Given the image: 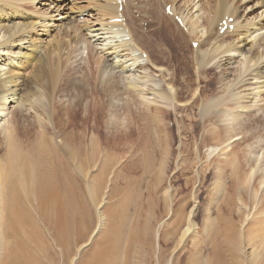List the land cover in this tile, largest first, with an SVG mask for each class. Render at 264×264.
<instances>
[{
	"label": "bare ground",
	"instance_id": "bare-ground-1",
	"mask_svg": "<svg viewBox=\"0 0 264 264\" xmlns=\"http://www.w3.org/2000/svg\"><path fill=\"white\" fill-rule=\"evenodd\" d=\"M19 1L20 0H0V22L4 21L7 17L10 20L11 17H14V15L18 14V16H20L19 15L20 7L22 3H19ZM25 1H27V3L24 4H27L28 6L29 4L34 5L37 3L36 2L37 0H33V1L25 0ZM95 1H93V3H95ZM136 1L138 0H133L131 4L132 7L136 8L137 14L145 12L146 17L151 19L150 26H148L151 27V30L147 31L145 35L146 39L150 37L149 33L152 32L153 29H155L156 27L161 28V27H165L167 24H171L174 25V30L177 31L178 37L185 44H187L188 41L190 42L191 39L190 35H192L193 37V40H191V44L198 43V47H196L195 49L193 48L192 55H188V54L186 55L184 52L181 53L179 51L181 50V48L178 50V48L173 43L172 45L167 44L166 42L170 39L167 37H162L163 34L159 32L160 38L158 39V44H157L158 47H163L164 45H166L171 49V51L173 52V56L176 59L177 57L179 58V56L187 59L186 67L182 68L181 70L182 78L179 80L181 83L180 86L182 88L179 93L171 86V83L166 82V80L165 81L163 80L164 78H166L164 74V70L161 69V67L163 66H160L158 63L156 64L153 63L152 61L154 59L151 58L152 56L150 55L151 60L153 59L151 61L150 58H148L149 56L146 55L148 52L147 53L145 52L146 55L145 57H147L148 59L147 62L145 61L147 59H145L143 53L147 48V46L146 48L144 47V50L142 49V46L145 45V44L142 45V41L145 39L144 36L142 37L137 33L138 31L137 26L129 28L127 27V24L124 25V22L106 23L107 25L105 24L103 25L104 23L103 21L102 24L99 23L102 19H106V21H109L119 18L120 12L118 11V5L116 6L110 5L109 3H105L104 5L100 4V6H98L99 4L96 5L97 8L98 7L99 8L96 9L98 13L96 11L95 12L99 14V16L102 19L100 20L99 18L100 21L96 20L95 23L93 24L97 25L96 22H98L99 25L100 24L101 25L100 26L98 25L99 27L96 28L93 26L92 28L88 25L86 26L84 25L83 26L84 31L82 30L83 33L82 32L80 33L79 31H75L77 32L76 36H74L75 34L74 35L72 34V37L73 36L75 37V39L73 37L74 40L73 44L75 45V51L72 50L71 52L69 51L68 53H65L66 52L65 50L66 48L67 49L70 48L72 41H67V40L65 41L63 38L64 36L63 37L61 36L63 39L57 41L56 45L54 44L53 46L52 44V46H49L47 49L44 48L46 50L44 55L45 58H43L41 55H40L41 57L37 56L36 53L38 52L39 47H36V45L38 43L35 45L34 43L35 41L33 42V44L31 42V38H32L30 36L31 31H33L32 33H34L33 29L35 28L36 23L33 24L29 22L30 24H26L25 22V24L21 25L20 24L21 22H19L18 25L14 23L15 25L13 27H8V28L6 26H5L6 28H3L4 25L3 26L1 25L0 28V264H55L57 261L55 260L56 259L55 257H58L56 255L60 256V258L63 261V264H67L69 262L72 254V249L74 247L73 244L79 245L85 242L88 234L91 232L93 228L91 221V209L95 204H97V201L101 202L98 199L102 197L100 195L103 194V191L101 193V189H103L102 186H105L103 185L105 183H101V182L102 181L104 182V180H102V174L107 172L106 170L107 168H105L106 167L105 165H107V163L103 166L102 168L103 170L101 169L102 170L101 174L98 175V177H96L97 179L93 180V186L92 187H90L91 185L89 186L92 189L88 190L86 187L87 185L84 186V181H86L87 178L86 170L89 168V166L91 167V164L93 162L96 161V158L102 153V150L106 151L105 149H103L102 146L98 147V145H102L103 143H105L107 147L110 146L112 148V151H114L115 154H119L118 156L120 158L131 156L132 154L135 153L148 155L150 153L152 154V152L159 153V151H161L162 156H166L167 154L170 153L169 152L170 148L168 147V137L167 134H165L166 132L164 133V131L167 128L169 129L171 127L166 126V128L164 129V120H163L164 116L166 115L168 116L169 113L160 110L157 107H154V110H152L150 107V103L142 111L141 110L135 111L133 110L131 105L128 104L124 105L126 106V110H128L133 116L131 119L133 122L131 123L129 121L130 124L123 125L124 130L121 131L117 130L119 129L120 124L109 126L111 124L110 123L106 128L108 134L105 133V130L103 132L105 136V141H103L102 129L105 128V126L102 123L104 122L105 112L102 108L103 105H101L98 98L101 96V94H103L104 97L107 98L108 100L109 98L111 99L115 97L118 90L120 89V84L122 83L120 81L115 80L116 79L115 76L117 74H119V76L123 80V84L127 88L126 90L128 92L142 91V94L144 95V94H148L149 91H152L153 93L151 95L155 98V100L152 101L155 104L162 103L166 106L169 105L173 108L174 106L172 105L178 104V100L180 101L185 100L188 99V97L190 96H192L191 99H193L191 104H193L195 101H197L198 102L197 104H199L200 103L199 101H202V104L201 103L199 104L200 105L199 117L201 123H203L204 121L207 124V123H213V121L215 120H222L225 123H227L226 124L227 126L226 128L223 127L224 130H222L221 128V132L227 130V132H231V133L234 132V134L235 132L238 133L237 130L238 128L236 129L232 125L239 124V120H242L243 122L245 121L244 124H246V121L248 119L247 117L250 116L257 118L256 112H254L256 115H252L253 114L252 107L254 106L252 103L254 104L258 103L259 101L258 99H260L261 97L263 98L262 101L264 103V1L263 0H207L206 2H204L206 5H208L207 7L209 13L206 19L203 18L204 14L203 15L197 14L199 12L202 13V8H203L202 6L204 5L201 2L203 1L198 0V2H196V0H189L188 2V0H186L188 3H191V5L190 4L189 5L192 6V9L193 8L195 10L197 9L196 11L197 15L195 16L197 18L196 20L191 18V16L190 18L189 16L187 17V15L184 16L185 13L182 14L179 13L182 11L178 12V8H176L177 6L176 7L174 6V2L171 3L172 16H169L160 13L161 12L160 1H157L158 4L157 6H155L154 3H151V1L149 0L148 4H150V6L144 10L140 8L138 3L135 4ZM18 4L20 5V7L18 6ZM91 5L93 4L91 3ZM168 5H169L168 3L165 4L163 9L165 10V8ZM240 5H242L241 8L245 6L243 10L240 9ZM23 6L25 7V5ZM30 6L27 8H30ZM125 8L126 11L128 12L129 9L128 0L125 1ZM21 10L23 11V9ZM82 11L83 10H81V12ZM255 11H257V14L253 15ZM24 12L26 13L25 10ZM125 12H122V17L124 21H126ZM55 14L58 13L55 12ZM160 14H162L163 16L162 15L160 16ZM140 15L138 17H140ZM211 15L212 17L210 18ZM39 16L40 15L36 17ZM177 16L181 18L182 21L184 20V24L186 25V27H188L189 30V36L184 32V30L182 31L181 27L177 25L178 23L175 22L174 18ZM40 17H42V15ZM47 17L48 16L44 18L47 19ZM50 17H52L51 18L52 21L53 15ZM231 18L234 19L232 23V25L234 26L233 32L228 30L224 35H220L218 31V27L220 26V24H222V22H224V20L229 21V19ZM74 20L75 19H73V23L75 22ZM87 24H89V21ZM44 26L46 25L44 24ZM37 28H35V30H37ZM214 28H215V32L213 30ZM68 34L69 33H67V35ZM86 34L87 36H89V38H85ZM55 37L58 38V36ZM194 37L195 38L197 37L198 39L196 38L197 40H195ZM234 37L237 38L234 39ZM53 40L55 39L53 38L52 41ZM27 44L28 47L25 48ZM77 46L80 47L76 49ZM95 46H97L99 50H101L102 54L107 55L109 57L111 56L112 59L108 58L110 60H107L106 59L107 57H105L104 55L103 56L105 58L102 56L104 59H106V61H109L108 65L102 61V58L100 57L101 55H99L98 58L96 55H94L95 54L94 51L96 49L94 48ZM23 49L29 50V52L21 55V51ZM85 51L88 52L86 58H84L83 56L84 55L83 52ZM78 58H79V65H77V61H76ZM34 63L35 66L34 65L33 66L35 68L34 71L32 72V76L27 80L26 83H24V84H28L29 82L30 83L32 82V87L30 88L31 91H29L27 95L25 94L26 95L25 98L24 96L23 97L18 96V98H16V96L19 93L17 91L18 82L20 83L22 82L18 80L20 78V77L18 78V76H20L19 75L20 73L18 74L17 72L18 74L17 77L13 76L15 70L13 71L11 68L14 69L16 68V66H20V68H24L26 64L27 67H29L28 64L32 66V64ZM80 64H82L83 66L85 65V68H83V66H80ZM148 64L149 65L152 64L155 71L159 72V74L156 75V72L152 71L151 68L149 69ZM118 66L120 67L118 68ZM210 66H215L218 69L217 89L214 94L213 93L211 94L212 96L210 95V97H205L202 96L203 92L199 88L201 87V83L205 78L204 77L205 74L208 73L206 71L208 69L214 70V68ZM108 67L109 68L111 67L110 70ZM193 68L196 69L195 75L197 77V81L194 80V74L192 71ZM199 70H201V75H199ZM24 72L26 73V70H24ZM78 74L79 76H77ZM114 74L116 75L114 76ZM141 75H143L144 77H141ZM105 76L106 78L104 79ZM78 78L80 79V82L76 81V79ZM84 81H88L89 83H92L93 86L88 89V92L86 94L89 100H88V104L84 106V115H83L84 125L83 126L81 125L83 127V130L79 133H76L77 131H71L70 129L73 128L74 126L77 127V125L72 122L71 118H69L67 113H66V119L63 118L62 114L60 113V106L58 104L61 101L60 100L57 101V96L58 95L60 96L61 93L58 92V87L62 86L61 83L63 82L64 83L63 86L67 87L66 90L68 92L63 93L62 97L75 98L74 100L68 98V102L71 103V105H73L71 109L74 114L77 109L80 111L83 107L80 106L81 103V101H79L80 97L79 95H77L76 91L82 93L83 87L80 84H83ZM207 81L209 80H206V82ZM99 84H102L103 91L100 90ZM196 85L197 87H195ZM193 86L196 88L195 90L194 89L192 90ZM211 88H213V86ZM146 89H149V91L145 93L144 90ZM156 89H160V93L161 91L163 92L161 94H158L159 91H156ZM143 99L145 100V98ZM148 100L151 101L149 98ZM158 100H160V102H158ZM107 102L104 101L103 104L105 103L107 104ZM133 107L135 108V106ZM115 109L116 108H114V110ZM119 109L120 107L118 108V110ZM175 109L178 110V108ZM30 112L34 113V114L31 113L32 114L31 116H34L32 120L28 118ZM77 112L75 113V115L77 114ZM188 115L189 113L186 116ZM186 118L189 119L188 117ZM192 118L193 117H191V119ZM244 118L247 119L244 120ZM113 120H111L112 124H113ZM176 121L178 122V120ZM215 122L217 123V121ZM241 124L244 125L243 123ZM214 128L213 129L211 128L212 131L209 132L210 137L211 138L217 137V133H220L222 136V133L220 131H216ZM206 130L208 129L206 128ZM242 130L244 129H241V131ZM88 131L92 132V134L94 135L95 142L93 141V137L90 139V143H88V139H87L88 148L86 149L85 147L86 144L84 140L86 139V134H89ZM243 133L245 132H241V134ZM257 134L258 133H256V136ZM260 134H258V137H256V141H255V145H256L255 147L258 148L257 153L253 155V151L250 150L249 148L250 152H248V155L250 154L251 156H249V158L246 159V162L247 164H251L252 167L250 169V172L247 173L246 175L244 173V169L242 165L238 166L236 163V159L239 160L240 162L241 159L245 158V153L241 152L242 154L238 158L239 155L233 153L232 151L235 158L233 157V162L229 163V165L232 164L233 175L231 177L232 179L231 186L229 185L230 188L228 190V195L226 197L227 202H225L227 208L226 210L228 214L223 212L224 215H221L223 208H221L220 213H219L220 208L218 209V213H219L218 215L221 216V218L220 216L218 217L219 218L218 221H223L224 223V229L216 228V230H218V233L221 232V230H223L222 232H224L225 230V232H228V234H230L229 236L238 237L239 235H241L239 234L240 232L250 231L248 227L251 224L249 226L247 225V227L244 230L239 229L240 225L238 226V224L242 223L241 221L243 218L242 217L243 214L242 215L240 214L241 217L239 216L240 217L239 223L235 221V216H236V210H235L236 202L234 198L235 196L236 198L239 196L238 198L241 199V200L237 199V201H241V203L240 202L237 203H240V205H242L244 209H250L249 213L247 214L244 213V215L246 214V216L245 219H243V222L244 221L245 223L250 222L249 218L252 215V219L258 221V222L254 221L256 224L259 223V226L260 224L261 226L264 225V152L262 155H259V153L261 154V151L264 150V136L262 134H261L262 136H259ZM151 135L153 136V138L151 137ZM78 137H81L83 141L82 147L80 146ZM210 137L208 136V139ZM58 138L60 139V142H57ZM222 138L225 137L222 136ZM205 139H207V137H205ZM251 139L249 140L251 141ZM170 141L173 142L172 140ZM222 141L223 139L221 140V143ZM174 142H175V138H174ZM210 143L211 140L209 141V144ZM216 147H213V149L210 148L211 152L213 151L215 153V151L217 150ZM113 148L115 150H113ZM107 150L110 151V149ZM219 150L221 149L219 148ZM254 151H256V149H254ZM1 152L3 153L1 154ZM174 154H176L175 151ZM250 158H252V160ZM243 183L247 185V187L249 188L253 183L251 187L252 191L250 195L248 194L249 190L246 193L240 191V185ZM219 184L221 185V183L218 181V185ZM193 186L191 187L193 188ZM216 188L218 189L217 183H216ZM219 188H221V186ZM261 188H263L262 193L261 195H259V191ZM86 190H88V193ZM86 195H89V197L87 198ZM241 197L244 198L242 199ZM248 202L251 204L250 208L247 207ZM225 203L223 204L224 206ZM125 212H126L125 206H123L121 212L118 215L113 214L111 220L109 221V225H108L109 234L106 236V239L104 241L106 246V255L102 256V258L105 257L104 263L101 262L100 264L114 263L115 260L114 257L118 251V247H117L118 242L119 239H121V233L124 231L123 229V227L125 228L124 224L127 223V219H128V216H126ZM166 213L167 212H165V214ZM205 213L206 212H204V214ZM237 215L239 214L237 213ZM238 218L236 220H238ZM179 219H180L179 221L181 222L184 220L182 216H180ZM210 219L213 220V217L212 218L209 217V220ZM209 220H207V222ZM245 223H243L242 225L246 226L247 223L246 224ZM179 226L180 225L178 224L177 227L179 228ZM260 227L257 226L259 230ZM139 229L140 228L138 229L136 228L135 229L136 231L133 232V235L137 238V240H142V242L145 241L149 242V233H150L149 229L147 227H144L140 230ZM173 230H177L178 232V229L176 228ZM216 233H214L215 235L214 238L211 237V240H208L207 238L208 243L211 241L210 242L211 246L209 252L208 250H206V254L204 256V258L206 257V259L204 260V264H233V262L234 264H238L239 256L237 255L236 250L239 249L240 244H237L235 253L232 252L230 254V257L228 258V256L225 254L226 251L220 250V246H221L220 241H222L226 237H224L222 240H219L218 242L217 236L220 235V233L219 234ZM185 235L186 233L183 236ZM224 235L226 236V233ZM183 236L181 239H183ZM173 238L174 237H172V240L176 239ZM224 242L225 241L223 240L222 244H224ZM209 244L204 245V247H207ZM55 247H58L60 250L58 251ZM252 252L255 253L256 251L253 250ZM159 262L160 264L166 263L163 255H161Z\"/></svg>",
	"mask_w": 264,
	"mask_h": 264
},
{
	"label": "rangeland",
	"instance_id": "rangeland-1",
	"mask_svg": "<svg viewBox=\"0 0 264 264\" xmlns=\"http://www.w3.org/2000/svg\"><path fill=\"white\" fill-rule=\"evenodd\" d=\"M29 1H33V0H29ZM93 1H95V0H37L36 1L37 3L34 2L36 4H34V5L29 4V6L30 5L31 6H30V8H27L29 6L27 4H24V3H27V1L20 0L19 3H22V4H21V7L19 4H18V6L20 7V14L19 15L21 16V18H20V16H18V14L14 15V17H11L10 20L7 17L4 21L0 22V28H1V25L2 26L4 25L3 28L13 27L15 24L18 25L19 22H21L20 23L21 25L25 24V22H26V24H30V23L35 24L36 23L35 28H37V27L38 28H37V30H35V28H34L33 29L34 33H32L33 31H31L30 36L32 37L31 38L32 44L34 41H35L34 42L35 45L38 43L36 45V47H39V50L36 54L39 57L42 56L43 58H45L44 55H45L46 50L44 48L47 49L49 46H52V44H53V46H54V44L56 45V42L63 39V38L65 41L66 40L72 41L70 48L69 49L66 48L65 53H68L69 51L71 52L72 50L75 51V45L73 44L74 43L73 37L76 36V33H77L75 31H79L81 33L82 30L84 31V29H83L84 25L85 26L88 25L90 27L93 26L96 28V27H99L103 22H104L103 25L104 24L107 25L106 23H113L110 20L106 21V19H102L99 16V14H97L98 11L96 9H98L99 7L97 8L96 5L99 4L98 6H100V4L104 5L105 3H109L110 5H114L113 4L114 1L112 2V0L111 1H109V0H96L95 3H93ZM132 1L133 0H128V2H129L128 12L125 10L126 11L125 12V19H126L125 22L127 24V27L132 28L134 26H137V28H138L137 33L142 37L144 36V39H145V40H143L144 43L142 41V45L145 44L144 46H142V49L144 50V47L146 48V46H147L143 55H145V52L146 53L148 52L146 55L149 56L148 58H150L152 56L151 58H153L154 60L152 59L153 60L152 61L151 58H150V60L153 63H155V64L158 63L160 66H163V67H161V69L164 70V74L166 76V78H164L163 80L164 81L166 80V82L171 83V86L175 90H177L179 93L181 88H182L180 86L181 83L179 80L182 78L181 70H182V68L186 67L187 59L180 57V56H179V58L177 57V59H176L173 56V52L171 51V49L169 47H167L166 45H164L163 47H158V45H157L158 39L160 38L159 32H161L163 34L162 37H167L170 39L166 42L167 44L172 45V43H173L178 48V50L181 48V50H179L181 53L184 52L186 55L187 54L192 55L193 48L195 49V47L193 46V43L191 44V40H193L192 35H190V38H191L190 42L188 41V43L185 44L178 37L177 31L174 30V25L167 24L165 27H161V28L156 27L155 29H153V31L149 33L150 37L146 39L145 35H146L147 31L151 30V27H148V26H150L151 19L146 17L145 12L137 14L136 8L132 7V4H131ZM148 1L149 0H138V1H136L135 4L138 3L140 8H142V10H144L150 6V4H148ZM150 1H151V3H154L155 6H157V4H158L157 1L161 2V4H160L161 12L160 13H162V14H165L163 12V10H164L163 8H164L165 4L168 3L169 4L168 6H171V3H173V2H174V6L175 7L177 6L176 8H178V12L182 11L179 13H181V14L185 13L184 16L187 15V17L189 16V18L191 16V18H193L194 20L197 19L195 17L197 14H200V15L204 14L203 18H205V19L207 18L208 14H209L208 13V7H207L208 5H206L204 3L207 0H201V1H203L201 3L204 5V6H202L203 7L202 13L201 12L197 13L196 12L197 9L196 10L194 8L192 9V6H190L191 3H188L189 0H188V2L186 0H182L183 2L181 0L180 1L179 0H150ZM176 1H178V2H176ZM180 2L182 5L180 4ZM196 2H198V0H196ZM91 3L93 5H91ZM184 3H185V6H184ZM23 5H25V7ZM22 6H23V8H22ZM32 6H33V8H32ZM124 6H125V1H124ZM124 6H123V10H124ZM181 6H184V7H181ZM241 6L242 5H240V9L243 10L245 6H243L242 8H241ZM248 6H251V5H248ZM24 8H26V9H24ZM21 9H23V11ZM24 10L26 11V13L24 12ZM81 10H83V11L81 12ZM45 12L48 14H46ZM55 12L58 14H55ZM43 13H45V14H43ZM37 14L40 16L42 15V17H40V16L36 17V16H38ZM162 14H160V16ZM254 14H257V11H255L253 13V15ZM32 15H34V16H32ZM52 15H53V19L51 21L52 17H50V16H52ZM139 15H140V17H138ZM241 15H243V14H241ZM16 16H18V17H16ZM46 16H48L49 18L47 17V19H45ZM26 17H28V18H26ZM58 17L59 18L61 17V18L59 19ZM211 17H212V15L210 16V18ZM23 18H24V20H23ZM72 18L75 19L74 21L76 23L75 22L73 23ZM99 18H100V20L101 19L102 20L100 21ZM141 18H142V20H141ZM14 20H15V22H14ZM39 20H40V22H39ZM85 20L86 21L88 20L89 24H87L88 21L86 22ZM96 20L100 21L99 23H101V24L99 25V23L96 22L97 25H94L93 23H95ZM37 21H38V23H37ZM129 21H130V24H128ZM41 22L43 23V25ZM71 22H72V24H71ZM175 22L178 23L176 20H175ZM44 24L46 26H44ZM177 25L179 27H181L179 24H177ZM44 27L47 28L49 30V32ZM71 27H72V29H71ZM183 28L184 27H181L182 31H183ZM215 28H216V26H215ZM215 28L213 29L214 32H215ZM184 29L186 31V32L185 31L184 32L186 34H188V36H189L188 27L185 26ZM67 33H69V34L67 35ZM72 34L73 35L75 34V35L72 37ZM87 34H86L85 38H89V36H87ZM55 36H58L59 39ZM61 36L62 37L64 36V37L62 38ZM53 38L55 40L52 41ZM196 38L194 37L195 40L198 39V38L197 39ZM236 38L234 37V39H236ZM74 39H75V37H74ZM65 43H67V42H65ZM26 47H28V44L25 46V48ZM79 47L80 46H77L76 49ZM94 48H96L94 51V53H95L94 55H96L97 58L99 57V55H101L100 57L102 58V61L108 65L109 61H106V59L107 60L112 59L111 56L109 57L107 55L102 54L101 50H99V48L97 46H95ZM96 51H98V52H96ZM28 52H29V50L23 49L21 51V55L24 53H28ZM85 52L86 53H83L84 58H86L88 55L87 51H85ZM103 55L107 58L104 59L105 57ZM108 58H110V59H108ZM145 59H147V57H145ZM76 61H77V65H79V58ZM145 61L147 62L148 59ZM155 61H157V62H155ZM160 62H161V64H160ZM110 64H112V63H110ZM28 65H29V67H27V64H26L24 66V68H20V66H16V68H14V69L11 68L13 71L15 70L13 73V76L17 77L18 74L20 73L19 74L20 76H18V78L20 77L21 79L19 78L18 80L22 82V83L18 82L17 91L19 93L17 92L18 95L16 96V98H18V96L19 97L24 96V98H25L26 95L28 94V92L31 91L30 88L32 87V82L31 83L29 82L30 84L29 83L24 84V83H26L27 80L29 78H31L32 72L34 71V68H35L34 67L35 63L32 64V66L30 64H28ZM80 66H83V65L80 64ZM148 66H149V69L151 68L152 71L156 72V75L159 74V72L155 71L152 64L151 65L148 64ZM119 67L120 66H118V68ZM210 67L214 68V70L208 69L209 71L208 70L206 71L208 73L205 74V76H204L205 81L203 80V82H202V83H205L206 85L201 83V87L199 88L203 92L202 96H205V97H210V95L212 93L214 94L216 92V89H217L218 69L215 66H210ZM83 68H85V65L83 66ZM110 68H109V70H110ZM24 70H26V73L24 72ZM118 70H121V69H118ZM192 71L194 74V80L197 81V77L195 75L196 69L193 68ZM17 72H18V74H17ZM115 72H117V71H115ZM115 75L116 74H114V76ZM199 75H201V70H199ZM77 76H79V74ZM141 77H144V76L141 75ZM105 78H106V76L104 77V79ZM115 78H116L115 79L116 81L122 82L120 84V89L118 90L115 97L111 98V99L109 98V100H108L107 98L104 97L103 94H101V96L98 98L101 105H103L102 108L105 112L104 122L102 123L105 126V128L102 129L103 141H105V136H104L103 132L105 130V133L108 134V131L106 128L110 123L111 124L109 126H114V125L120 124L119 129H117V130L121 131V130H124L123 125L130 124L129 121L131 123L133 122L131 120L133 116L131 115V113L128 110H126V106H124V105L128 104V105H131L133 110H135V111L141 110L142 111L150 103V107L152 110H154V107H157L160 110H163V111L169 113L168 116L166 115L167 117L164 116L163 120H164V129L166 128V126L171 127L169 129L167 128L164 131V133L166 132L165 134H167V137H168V147L170 148V150H169L170 153L167 154L166 156H162L161 151H159V153H157V152L153 153L152 152V154L150 153L148 155L135 153V154H132L131 156H126L124 158H120L118 156L119 154H115L114 151H112V148L110 146L107 147L105 145V143H103L102 145H98V147L102 146L103 149H105L106 151L102 150V153L96 158V161L93 162L91 164V167L89 166V168L86 170V173H87L86 177L87 178H86V181H84V186L87 185L86 187L88 190L92 189L90 187L93 186V180L97 179L96 177H98V175L101 174V171L103 170L102 169L103 166L107 163V165H105L106 166L105 168H107L106 169L107 172L102 174V180H104V182L103 181L101 182V183H105V184H103L105 186H102L103 189H101V193L103 191V194L100 195L102 197H100L98 199L101 202L97 201V204H95L93 206V208L91 209V221H92V226H93L91 232L88 234L85 242H83L79 245L73 244L74 247L72 249L71 258L67 264H100L101 262L104 263L105 257L102 258V256L106 255V246H105L104 241L106 239V236L109 234V232H108L109 221L111 220V217L113 214L118 215L121 212V209L123 206H125V211H126L125 214H126V216H128V219H127V223H125L126 225L124 224L125 228L123 227L124 231L121 233V239H119V242H118V246H117L118 251L114 257L116 261L114 260V263H112V264H129V263L130 264H148V262H149V264H160L159 260H160L161 255H163V257L165 258V262H166L165 264H204V260L206 259V257L204 258L205 254H206V250H208V252H209L210 246H211V243H210L211 241L209 242L210 243L209 244L208 240H211V237L214 238L215 237L214 233H216V232H217L216 234L220 233V235L217 236L218 242H219V240H222L224 237H226L225 238L226 240L223 239L225 241L224 244H222L223 240L220 241V244H221L220 250L226 251L225 254L228 256V258L230 257V254L232 252L235 253V249H236L237 244H240L239 249L236 250L237 255L239 256L238 264H264V243H263L264 242V238H263L264 237V232H263L264 231V225L261 226V224H260V226H261L260 227L259 223L256 224L254 222L256 220L252 219V215L249 218L250 222H246L247 224L245 223V221L243 222V219H245V216L247 213H249L250 209H244V207L242 205H240L241 201H237V199L241 200L238 198L239 196L237 198H236V196L234 197L235 202H236V208H235L236 216L238 218L240 216V214L241 215L242 214L244 215V213H246V214L244 216L242 215L243 218H242L241 224L239 223V219L241 216L238 218V220H236L237 218L235 216V221H237L239 223L238 224L236 222L238 224V226L240 225L239 229L244 230L247 227V225L249 226L250 224H251L250 226L252 228L255 225L254 228L252 229L249 226L248 229H250V231L240 232L239 234H241V235H239L238 237L229 236L230 234H228V232H225V230H224V232H222L223 230H221V232H219V233H218V230H216V228H218V229L223 228L224 229L223 221H218L219 220L218 217L220 216L218 214L221 212L220 211L221 208H223L221 215H224V213L228 214L227 210H226L227 208H226L225 202H227L226 197L228 195V190L231 186V180H232L231 177L233 175L232 164L229 165V163L233 162V157H234L233 153H236L237 155H239L238 158L242 154L241 152L245 153V158L241 159V161H240L241 164H240L239 160H237V159H236V163L238 166L242 165V167L244 169V173L246 175L247 173L250 172V169L252 167L251 164H247V162H246V159H248L249 156H251L250 154L248 155V152H250V150H252L253 155L256 154L258 151V148L255 147L256 146L255 145L256 137H258V134H260V133L264 136V123H263L264 122V103L262 101L263 98L261 97L260 99H258L259 101L256 104L252 103L254 105L252 107V109H253L252 115H256L254 113V112H256L257 118L250 116V117H247L248 119L244 118V120L247 119L246 124H244L245 121L243 122L242 120H239V124L232 125L236 129L238 128L237 129L238 133L235 132V134H237V135H235L234 132H232L234 134V136H233V134L231 132H227V130L221 132V128H222V130H224L223 127L226 128V126H227L226 125L227 123H225L222 120H215V121H217V123L215 121H213V123H207V124L204 121H203V123H201V120L199 117V115H200V111H199L200 105L199 104L200 103L202 104V101H199L200 102L199 104H197L198 103L197 101H195L193 104H191V102L193 101V99H191L192 96L188 97V99H185V100H181V101L178 100V104H175V105L173 104L172 106H174L175 108H178V110H176L174 107L172 108L169 105L166 106L162 103H158V104L153 103L152 100H155V98L151 95L153 92L149 91V89L144 90L145 93L149 91L148 94H144V95L142 94V91L141 92H136V91L135 92L134 91L128 92L126 90L127 88L124 86L123 80L121 79L119 74H117L115 76ZM173 78H174V80H173ZM169 79H171V80H169ZM206 80H209V81L206 82ZM76 81L80 82V79L78 78V79H76ZM212 82H213V84H212ZM175 83L178 84L179 86L176 85ZM61 84H62V86L58 87V92L61 93V95L57 96V101H59V100L61 101L58 104L60 106V113L62 114V117L65 119H66V113H67L69 118H71L72 122L77 125V127L74 126L70 130L71 131H77L76 133H79L83 130L82 126L84 125L83 124L84 106L86 104H88V100H89L87 98L86 94L88 92V89L90 87H92L93 84L89 83L88 81H84L83 84H80L83 87L82 93L76 91L77 95H79V97H80V99H79V101H81L80 106H83L80 111L78 109L76 110V112L78 111L76 115H75L76 112L73 114L72 109H71V107L73 105H71V103L68 102V98L72 99V100H74L75 98H70V97L63 98L62 94L66 93L68 91L66 90L67 87L63 86L64 83L62 82ZM209 84H211V85H209ZM122 86H124V87H122ZM212 86H213V88H211ZM195 87H197V85ZM195 87L193 86L192 90L193 89L195 90L196 89ZM204 87H205V89H204ZM99 88H100V90L103 89L102 84H99ZM156 91H159L158 94H161L163 92V91H161V93H160V89H156ZM142 95H143V97H142ZM143 98H145V100ZM148 98L151 101H149ZM189 100H190V102H189ZM104 101L105 102L108 101L107 104L106 103L103 104ZM158 102H160V100H158ZM187 104H189V105H187ZM111 105H112V107H111ZM133 106H135V108ZM119 107H120V109L118 110ZM185 107L186 108L188 107L187 110ZM114 108H116V109L114 110ZM197 108H198V110H197ZM194 111H196V112H194ZM31 113L32 112H30V114L28 116V118H30V120H32L34 117V116H31L34 113H32V114ZM111 113H113V114H111ZM188 113H189V115L186 116ZM186 117H188L189 119H187ZM191 117H193V118L191 119ZM60 118H61V116H60ZM111 120H113V124H112ZM176 120H178V122ZM189 120L191 121V123ZM195 121H197V122H195ZM240 122L243 123L245 126L242 125ZM235 123H237V122H235ZM239 125H241V126H239ZM258 125H260V126H258ZM178 126H179V128H178ZM204 126L208 130H206V128ZM242 126H244V127H242ZM210 127L212 129L214 128L216 131H220L222 133V136L225 138H222L220 133H217V137L212 136L214 138H211L209 132L212 130ZM176 128L178 131L176 130ZM186 128L188 129V131ZM241 129H244L245 131L244 130L241 131ZM239 130H240V132H239ZM260 130H261V132H260ZM241 132H245V133L241 134ZM255 132L258 133L257 136H256ZM88 133L89 134H86V139L84 140V142L86 144L85 145L86 149L88 148L87 139H88V143H90V139L93 137V141L95 142V137L92 134V132L88 131ZM169 133L170 134L172 133V134L170 135ZM261 134L259 136H262ZM238 135L241 137H239ZM171 136H172V138H171ZM208 136L210 137L209 139H208ZM151 137L153 138L152 135H151ZM179 137H180V139H179ZM205 137H207V139H205ZM174 138H175V142H174ZM221 138L223 139L222 143H221V140H222ZM249 139H251V141ZM78 140L80 142V146L82 147L83 141H82L81 137H78ZM170 140H172L173 142H171ZM207 140H209V141L211 140V143L209 144V141H207ZM153 141H154V139H153ZM57 142H60L59 138L57 139ZM223 142H225V143H223ZM216 145H217V147H216ZM224 145H225V147H224ZM212 146L217 148L215 153L213 151H212L213 153L211 152V149H213ZM221 146H222V148H221ZM219 148L221 150H219ZM249 148H250V150H249ZM252 148L256 149V151H254V149H252ZM107 149H110V151ZM113 150H115V149L113 148ZM174 151L176 154H174ZM232 151H233V153H232ZM263 152H264V150H262L261 154L259 153V155H262ZM2 153L3 152H1V154ZM86 156H88V155H86ZM250 159L252 160V158H250ZM94 164H96V165H94ZM149 165H150V168H149ZM122 166L123 167L125 166V167L123 168ZM199 171H200V173H199ZM192 179H194V180H192ZM197 179H199V180H197ZM202 180H204V181H202ZM218 181L221 183V185L220 184L218 185ZM216 183H217L218 189L216 188ZM107 184H108V186H107ZM187 185H189V186H187ZM252 185H253V183H252ZM252 185L249 188V187H247V185H245L243 183L240 185V191L243 193L244 192L246 193L249 190L248 194L250 195L251 191H252L251 190ZM191 186H193V188ZM220 186H221V188H219ZM237 188H238V186H237ZM262 189L263 188L260 189L259 195H261ZM88 190H86L87 193H88ZM195 190H196V192H195ZM168 192H171V193H168ZM183 194L186 196H184ZM86 197L88 198L89 195H86ZM209 198H210V200H209ZM241 198L243 199L244 197H241ZM167 200H168V202H167ZM163 201L165 202V204ZM250 201H251V199H250ZM237 202H240V203H237ZM224 203H225V206L223 205ZM248 205H247V207L250 208L251 204L249 202H248ZM210 206H212V207H210ZM220 206H222V207H220ZM241 206L246 211H244ZM203 208H205V209H203ZM218 209H219V213H218ZM241 211H242V213H241ZM165 212H167V213L165 214ZM204 212H206V213L204 214ZM237 213L239 215H237ZM189 215H191V216H189ZM180 216H182V218L184 219L182 222L179 221ZM209 217L210 218L213 217V220H211V219L209 220ZM116 218H119V217H116ZM139 218H140V220H139ZM220 218H221V216H220ZM207 220H209V221L207 222ZM178 221H179V223H178ZM251 221L255 224H253ZM256 222H258V221H256ZM243 223H245L246 226L245 225L243 226L242 225ZM178 224L180 225L179 228L177 227ZM211 225H212V227H211ZM257 226L260 227V230L257 228ZM144 227H147L149 229V232H150L149 233V242L148 241L142 242V240H137V238L133 235V232L136 231L135 230L136 228L142 229ZM206 227H207V230H206ZM175 228L178 229V232H177V230H173ZM212 229H214V230H212ZM185 233H186V235L183 236ZM225 233H226V236L224 235ZM182 236H183V239H181ZM221 236H222V238H221ZM172 237H174L173 239H175V238L176 239L172 240ZM207 238H208V240H207ZM206 244H209V245L207 247H204V245H206ZM55 248L58 251L60 250L58 247H55ZM56 249H55V251H56ZM253 250L256 251L255 252L256 254L252 252ZM56 256L59 257V258L55 257L56 258L55 260H57L56 263L61 264L62 259L60 258L59 255H56ZM62 264H63V261H62ZM233 264H234V262H233Z\"/></svg>",
	"mask_w": 264,
	"mask_h": 264
}]
</instances>
